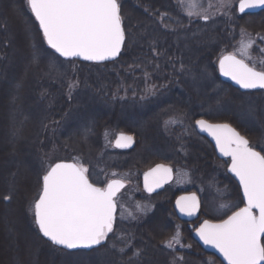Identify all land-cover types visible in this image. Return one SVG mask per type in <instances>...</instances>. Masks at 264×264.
Wrapping results in <instances>:
<instances>
[{"label": "rangeland", "instance_id": "1", "mask_svg": "<svg viewBox=\"0 0 264 264\" xmlns=\"http://www.w3.org/2000/svg\"><path fill=\"white\" fill-rule=\"evenodd\" d=\"M120 1L123 0H118L119 3ZM177 1L178 8H181L186 15L185 8L180 7L179 0ZM203 2L205 8L209 3L214 6L217 4V0H203ZM133 3L134 0L129 6H125L126 16L135 17V14H139L140 11L136 7L134 8ZM238 3L239 0H232L231 8L219 11L216 7L208 8V14L210 19L214 18L216 22L220 16L228 22L234 21L230 25L238 27L239 31L237 37L231 40L233 45L231 53L245 59V62L251 66L254 64L257 70H264V64L260 63L261 60H264V52L260 51L264 49V40L259 39L260 36H264V16L253 18L257 23L250 19L240 22L234 18ZM23 9L27 13H31L26 0H0V50H6L5 55L0 53V156L5 154L8 146L14 148V152L9 154V163L4 164L0 160V171L14 167V163L17 162L18 164L15 165L17 183L26 185L28 182V194L31 193L34 184H39V186L35 196L27 201L26 209H23V212L20 211V220H15L14 208L3 211L0 219V233L8 243L6 251H11L12 257L5 258L0 246V258H3L4 262L6 259L5 264H191V261L198 264L195 262L197 260L203 263L204 255H199L198 252V250L202 252L203 250L193 237L196 229L205 220L218 223L220 220L226 219L233 211L243 207L244 203L241 188L227 174L230 161L225 162V160L216 157L214 146L206 138L194 136L196 133L195 121L204 119L213 124H229L250 142L251 147L264 155V151H262L264 149V99H259V97L237 99L230 95L228 90L222 93L214 83L215 77L209 73L207 63L200 64L204 57L200 60L196 52L197 49H193L190 43L185 40L181 41L177 37L170 41L165 37H160L157 41L161 46H165L166 43H177L175 44L176 52L182 56L180 58L182 66L190 67L186 74H181L178 77H180L183 86L194 92L193 95L187 92L183 94L184 98L182 99L189 110L188 115L190 114L191 119L192 116L199 118L192 119L194 120L192 123L187 114L181 115L180 113L177 120L171 119L169 120L172 121L171 123H166L169 122L166 118L171 114L170 111L176 110L177 105L171 102L173 95L167 92L164 94L161 88L160 91L154 89L155 95L157 90L159 92L157 98L154 97V94L144 92L142 97L147 98V101L152 100L151 103L145 105H123L126 103L127 96L123 97L125 101H119L114 97L113 100L103 101L106 98L100 95H104L103 93L106 92H103L100 86L102 83H109L108 77H104L105 79H102L100 84L101 77L98 75H102L84 73L79 67L78 60L64 61L59 58L65 62L60 63L46 55H38L34 60L33 53L42 50L35 28L24 15ZM190 19L207 22L195 15ZM242 30L255 39V44L250 49V60L242 56L239 51ZM139 31L141 41L145 44L156 37V35L153 37L154 30L151 32L146 25ZM197 35L199 34H196L195 37ZM127 41H133L130 44L131 48L138 44V41L132 40V37L131 39L127 37ZM2 45L5 47L2 48ZM47 48L51 50L48 46ZM124 51L125 49L123 53ZM135 60L138 61L136 58ZM146 65L145 75L142 76L148 82L146 86L150 87L153 86L154 77L148 72L153 67L150 66L149 61H146ZM180 69L182 68L178 67V70ZM137 70L143 71L142 68ZM84 75L92 79L88 85L81 80ZM167 78L170 79V77ZM79 81L82 84H79ZM81 88L82 90L78 92ZM119 89L122 91L125 88L122 86ZM107 91L110 92V88ZM166 102H169L168 109L162 108ZM148 129L152 132L149 133L151 138L145 142L143 138L145 139L148 134ZM120 133L131 135L136 139L137 145L132 152L138 149L143 152L131 159H121L114 146ZM248 134H251L253 140H250ZM172 135L176 142L181 143V141L187 140L188 143L179 145L183 146L181 149L173 150L171 142L166 140L170 137L173 138ZM39 139H41L40 144H48L50 155L48 154L47 158L44 157L42 163L39 162V166H37V164L33 165L32 161L33 152H35V146L39 143ZM96 141L99 142V150L102 153L99 156L96 153L93 155L89 150V146H96ZM63 143L76 148V153L80 158L75 160H79L85 167L87 164L91 166L93 172L89 177L91 182L98 186H104L110 180H121L127 183V189L117 199L119 211L116 228L118 227V230L121 228L120 235L115 238L117 242L113 241L109 246L98 251L61 253L52 247H47V244L44 245L38 239L39 232L30 212V205L38 198L36 194L42 187V179H38V171L42 169L44 174L47 167L55 163L54 160L58 158L57 151L59 146H64ZM150 144L152 148H150ZM191 144H194V148L198 149L197 153L204 158L203 161H206L207 171H204V174L194 171L192 168L189 169L183 164L184 160L193 157L196 152L194 149L193 151L185 149L188 147L187 145ZM255 145L260 148H256ZM51 146L54 147L49 149ZM87 148H89L88 151ZM37 149L36 155L40 156V147L36 148V151ZM211 150L215 153L213 154ZM76 153H74L75 156ZM167 158L178 159V162L182 164L180 168L176 169L175 182L170 193L162 198L156 197L157 195L146 197L140 188L141 177L145 171L157 164H166L164 160ZM69 159L73 161L59 162L71 163L75 161L72 157ZM95 159L98 160L97 166L94 165ZM102 160L104 163H100ZM133 166H136V169L132 168ZM144 166L147 169L139 173L138 168L142 169ZM8 175L12 177L9 172ZM37 180L41 183H37ZM8 187L10 188V180ZM190 191H195V194L201 198L202 205L199 218L190 222L189 226H184L186 224L179 220L173 205L162 210L164 211V220L162 217L156 216L161 213V210L158 209L159 205L164 204L163 201L170 203L172 195L177 192ZM138 204L147 207L145 210L139 211L136 208ZM221 205L227 207H221ZM151 216L156 217L147 223ZM145 221L147 225L144 226L142 236L145 238L146 245L133 242L131 236L125 238V235H121L125 233L123 229L142 225ZM157 222L162 224L158 225L160 236L155 240L150 231L156 228L154 224ZM138 228L141 227L138 226ZM177 230L180 232L183 247L180 245H176L174 249L165 247V241L170 239ZM157 241H159V245ZM155 244L159 247L157 248ZM162 244L164 245L161 247ZM138 250L143 251L140 257L136 255L138 258H135L132 252ZM211 256L217 258L214 255ZM186 257L189 258L188 262L187 259L185 260ZM217 260L223 264L218 258ZM206 261L209 262L208 264L215 262L213 258H206ZM219 263L215 262V264Z\"/></svg>", "mask_w": 264, "mask_h": 264}, {"label": "snow or ice", "instance_id": "2", "mask_svg": "<svg viewBox=\"0 0 264 264\" xmlns=\"http://www.w3.org/2000/svg\"><path fill=\"white\" fill-rule=\"evenodd\" d=\"M26 3L38 22L43 41L60 57L102 62L120 55L126 34L118 0H26ZM179 6L185 8L189 18L195 15L207 21L208 8L229 9L232 0H217L215 6L209 3L207 8L203 0H179ZM262 6L264 0H239L238 11L244 13L246 9ZM259 39L264 40V36ZM254 44L255 39L242 30L241 55L250 60ZM38 55L47 53L34 52V60ZM260 63L264 64V60ZM219 72L243 89H264V70H257L254 64L250 66L234 54L219 58ZM147 92L154 94V89ZM195 124L215 139L223 156L230 157L228 170L239 180L244 203L218 223L203 221L196 232L204 244L222 254L227 264H264V155L228 124H210L204 119L196 120ZM132 143L133 137L124 133L116 141L118 147H130ZM88 172L83 163L75 160L53 163L42 175V187L30 205V212L39 232L53 245L67 250L91 249L114 232L117 193L123 182L110 180L98 186L90 181ZM171 176L172 168L157 164L144 174V188L152 193ZM12 193L10 186L3 199L10 201ZM146 207L136 205L139 211ZM176 207L191 216L200 204L192 194L177 199ZM176 245L183 247L179 230L165 241L169 249Z\"/></svg>", "mask_w": 264, "mask_h": 264}, {"label": "trees", "instance_id": "3", "mask_svg": "<svg viewBox=\"0 0 264 264\" xmlns=\"http://www.w3.org/2000/svg\"><path fill=\"white\" fill-rule=\"evenodd\" d=\"M132 2L133 0H123L122 2L120 1L121 15L124 18V27L126 31V36L130 37V39L132 37V40L134 41L137 40L138 44L134 45V47L131 48L132 45L130 44H132L133 41H129V42L127 41L128 43L126 42L125 51L122 57L120 58L119 61L115 63H108L104 65L79 63V67L84 73L101 74L102 76L98 75V77H101L100 82H99L100 84L102 83V79H105L104 77H108L107 79L110 80L108 84L107 82H105V83H102V85L100 86L101 90L103 92H106V93H103L104 95H100V96H105L104 98H106V100H103V101L113 100V97L114 99H117L119 101L120 100L125 101L123 97L127 96L128 98L125 101L126 103L123 105H130V104L145 105L147 103H151L152 100L147 101V98L142 99L141 97L144 94V92L147 91V89H158L160 91V88H161L164 94H166L167 92L173 95L171 102L177 105V109L172 110V112L170 111L171 114L166 119L168 121L171 119L177 120V118L180 117L178 116L180 113L181 115H186V114L188 115L189 110L186 107V104H184V101L182 99L184 98L183 94H186L187 92L188 94L193 95L194 92L191 91L189 88L183 86L180 82L181 81L180 77L178 76H180L181 74H186L187 69L190 67L182 66V63L180 60L182 56H180V54L176 52L175 44L177 43L175 42H174L175 44L166 43L165 46H161L160 44H158V41H157L160 37H165L169 41L172 39L175 40V37H177L181 41L185 40L188 43H190L193 49L195 50L197 49L196 52H197V55L200 57V60L202 57H204L200 64L202 65L204 63H207V69L209 73H212L214 75L215 77L214 83L219 88V90H221L222 93L228 90L230 95H233L237 99L242 98V97H250V98L259 97V99H262V98L264 99V91L253 92V93H242L238 89H235L231 84L223 82L219 77L218 69H217L219 58L223 56L224 54H231L233 50V45H232L231 40L234 37H237L238 35V31H239L237 29L238 27L236 26L233 27L234 25H230L234 23V21L228 22L226 19L221 18V16L217 18L218 20L217 22L215 21L214 18L207 20V22L198 21V19L192 20L188 16L184 15L181 8L180 9L178 8L177 0L176 1L175 0H134V3H133L134 8L136 7V9H138V11L140 12L139 14H135L136 15L135 17L126 16L125 6H129V4H131ZM23 12H24V15H26V18L32 22L35 28L37 37L40 42L39 46L41 50L44 53H47L46 56L50 57L52 60H56L57 62L59 61L60 63H65L64 61L59 59L53 51L47 48L46 43L43 41L42 33L39 30L38 24L36 23L35 19H33L31 13L29 12L27 13L25 9H23ZM261 16H264V13L260 16H243V17L238 16L237 12L234 14V18L240 22H244L246 19H250L254 23H257L256 21H254L253 18H258ZM144 25H146L148 29H150L151 32L152 30H154L153 37L156 35V37L148 44H145L143 41H141L142 38L139 35V32H140L139 30L143 29ZM132 32H133V36H132ZM196 34H199V35L195 37ZM2 44L4 43L2 42ZM4 47L5 46L2 45V48ZM5 51L6 50L2 49L0 50V53H3L5 55ZM135 58L138 61H136ZM146 61H149L151 63L150 66L153 67L152 70L148 72L150 75H153L154 77L153 86H150V87L146 86L148 82H146V78L142 76V75H145ZM178 67L182 69L178 70ZM140 68H142L143 71L141 70L140 72V70H137ZM77 77L79 79V75ZM167 77H170V79ZM89 78L84 75V78H81V80L83 83L88 85L89 82L92 81V79H89ZM82 82L79 81V84H82ZM122 86L125 89L121 91V89L119 88ZM108 88H110V92L107 91ZM81 90L82 88L79 89L78 92ZM158 90L156 92V95L154 94V97L159 96ZM153 100H156V99H153ZM168 107H169V102H166V104L162 106V108L164 109H168ZM171 115H173L174 117H172ZM188 117L192 121V123H194V120L192 119L199 118V117L193 118L192 116V119H191L190 114L188 115ZM184 120H186V117H184ZM175 129L177 130V128ZM149 133H152V132L148 129V134H146L145 139L143 138V141L147 142V140L151 138V135ZM194 136H196L197 138H200V136H198L196 133H194ZM172 137L173 138L170 137V138H167V139L164 138V139H166L168 142H171L172 147H174L173 150L178 149V148L181 149L183 146L181 147L179 145L188 143L187 140H183L181 141V143H178L174 140L175 137L173 135ZM248 137H250V140H253V137L251 136V134H248ZM40 140L41 139H39V143L35 146V152L32 151L33 161L35 162L34 163L32 161V164L33 165L37 164V166H39L38 164L39 162L40 164L42 163V160L44 157L47 158L48 154L50 155V151H48V144H42V143L40 144ZM194 144L187 145L188 147L185 148L186 150H189V151L190 150L193 151L194 149L196 152H194L193 157L191 158L188 157L186 160H184L183 164H185L186 167H189V169L192 168L194 171H199L201 174H204V171L205 172L207 171L206 161H203L204 158L201 157L199 153H197L198 149L194 148ZM63 145H64L63 147L59 146V150L57 151V155H56L58 158L54 160L55 163L59 161H70L71 160L69 159L70 157H72L74 160L80 158L78 153H76L77 150H75L76 148L74 146L66 145L65 143H63ZM95 145L96 146L94 145L89 146L90 149L87 148L86 150L88 151L89 149L92 151L93 155L96 153L99 156L102 154L101 151L99 150V142L96 141ZM54 146L49 147V149L53 148ZM38 147H40L39 149L40 156L36 155V152H38V149L36 151V148ZM255 147L257 148L258 146L255 145ZM42 148H45V150H42ZM150 148H152L151 144H150ZM211 151L213 152V154L215 153L213 150ZM11 152H14V148L13 146L12 147L8 146L5 154L0 156V160H2L1 163L5 164L7 162L8 163L10 162L9 154ZM142 152L143 150H139V149L135 152H132V151L131 152H118L117 151L121 159H131L133 156L138 155L139 153H142ZM74 153H76L77 155L75 156ZM197 154H199V156H197ZM97 161H98L97 159L94 160V165L96 166L98 163ZM100 163H104L103 160ZM164 163L172 166L174 169H178L182 165L181 163L178 162V159L172 160V159L167 158L166 160H164ZM14 164L17 165L18 163L15 162ZM15 165L12 168L8 167V169L6 168L0 171L1 172L0 174V219L3 215V211H5L6 209L14 208L15 213H16L15 220L18 221L20 220V217H21L20 211L23 212V209L24 210L26 209L27 201L31 197L35 196L36 189L39 186V184L37 185L34 184L31 193L28 194L27 190L29 187V183L27 182L26 185L17 183V178L15 175L17 168ZM87 168L89 169L88 173L90 177L92 176V173H93L91 170V166L87 164ZM132 168L136 169V166H133ZM138 169H139L138 172L142 173L147 168L144 166L142 169L140 168ZM8 172L12 177H9ZM42 175H43L42 169L41 170L39 169L38 179H41ZM9 180H10V186L13 188V193H12V199L9 202H6L3 199V197L9 192V187H8ZM231 180L233 181L232 178ZM39 182L41 183V181L37 180V183ZM37 193L38 194H36V196L38 197L40 192H37ZM177 195L171 196L170 198L171 202L169 200L170 203H167V202L165 203V201H163L164 204L159 205L160 207L158 209V210H161L160 211L161 213H158L156 216H160L164 220V216H163L164 211L162 210H164L165 208L168 209V207L170 208ZM162 196L163 194L160 195L159 197L162 198ZM156 216H153V217H156ZM153 217L152 216L149 217V221L147 223H149ZM143 223L144 224L142 225L131 226L128 229L127 228L123 229L125 233H122L121 235H125L126 236L125 238H128V237L130 238L131 236V239H133V242L146 245V242L144 241L145 238L142 236V232H143L144 226H146L147 223L146 221ZM161 224H162L161 222L155 223L154 225H156V228L150 231L151 236L154 237L155 240L159 239L158 237L160 236L159 234L160 229L158 225H161ZM150 225L153 226L152 224ZM138 226H140L141 228L139 229ZM184 226H187V225H184ZM146 229H149V228H146ZM120 231H121V228L119 230L118 228L116 229V232L113 235L114 237L112 238V240H110L112 243L113 241H116L115 238L120 235ZM128 231L130 232L128 233ZM188 232L190 233V230ZM154 235H158V236L155 237ZM38 239L44 245L47 244L48 245L47 247L54 248L53 246H50L40 236V234H38ZM111 242L109 244H111ZM157 243L159 245V241H157ZM163 245L164 244H162L161 247ZM0 246L2 247V253H4L5 258L12 257L11 256L12 252L6 251L8 243L5 241L2 233H0ZM155 246L157 247L156 244ZM54 250L59 251L61 253H66L56 248H54ZM142 251H139V250L133 251L132 255L134 254L133 256L135 258H138L136 257V255H139L140 257ZM198 252H199V255L200 254L204 255L203 261H202L203 263L198 262V260L194 258L195 260H197L195 262H197L198 264H208L209 262L206 261V258H209V259L213 258L215 262L219 263L217 258L213 256L210 257V255H207L204 252L199 251V250ZM186 259L188 262L189 258L186 257L185 260ZM215 262L212 264H215ZM5 263H6V259L4 262V259L0 258V264H5ZM191 264H194V261H191Z\"/></svg>", "mask_w": 264, "mask_h": 264}, {"label": "water", "instance_id": "4", "mask_svg": "<svg viewBox=\"0 0 264 264\" xmlns=\"http://www.w3.org/2000/svg\"><path fill=\"white\" fill-rule=\"evenodd\" d=\"M264 11V6H262V7H257V8H250V9H246L245 10V12L244 13H240L239 11H238V13L240 14V15H257V14H259V13H261V12H263ZM124 47V46H123ZM123 47H122V50H123ZM122 50H121V52H122ZM121 54V53H120ZM59 55V54H58ZM120 56V55H119ZM119 56H117L115 59H110V60H106V61H102V62H96V61H88V62H95V63H103V62H112V61H115L116 59H118L119 58ZM61 58H63V59H65V60H72V59H79V60H81V61H85V60H83L82 58H64V57H61ZM239 59V58H238ZM218 69H219V64H218ZM219 74H220V77L222 78V80H224V81H227V82H231L236 88H239L240 90H242V91H244V92H249V91H258V90H264V89H243V88H241L238 84H236V82L235 81H233L231 78H229V77H225V76H223L220 72H219ZM208 122V121H207ZM209 123V122H208ZM210 124H212V123H210ZM229 125V124H228ZM232 127V126H231ZM195 128H196V131H197V133L199 134V135H201V136H203L204 138H206L209 142H211V144L214 146V148H215V151H216V154H217V156H218V158L220 159V160H230V157H226V156H223L222 154H221V152L219 151V149L217 148V146H216V142H215V139L211 136V135H209V133L207 132V131H204V130H201L196 124H195ZM233 128V127H232ZM240 134V133H239ZM120 135V134H119ZM119 135H118V137H119ZM125 135H127V134H125ZM131 136V135H130ZM118 137H117V139H118ZM117 139H116V141H117ZM116 141H115V143H114V146H115V148L117 149V150H120V151H131V150H134L135 148H136V145H137V142H136V140L134 139V137H133V143H132V145L130 146V147H118L117 145H116ZM249 145H250V142H249ZM231 162V161H230ZM156 167V166H155ZM169 167V166H168ZM154 168V167H153ZM171 168V167H170ZM149 171V170H148ZM147 171V172H148ZM227 172H228V174L231 176V177H233L234 178V180L236 181V183L238 184V186L240 187V185H239V180H238V178L237 177H235V175L233 174V173H231L229 170H227ZM174 181V171L172 170V176H171V179H169L167 182H165V183H163L162 184V186L161 187H157V188H155V190L152 192V193H149L145 188H144V175H143V177H142V188H143V190L146 192V193H148V194H156V193H159V192H162V191H164L165 189H166V187L168 186V185H170L172 182ZM123 187L119 190V192L117 193V195L126 187V184L125 183H123ZM241 188V187H240ZM241 192H242V188H241ZM189 195H192V194H186V195H182V196H189ZM242 195H243V193H242ZM181 197V196H180ZM180 197H178L177 199H179ZM197 198H198V200H199V204H200V207H199V209L195 212V214L194 215H191V216H189V215H186V214H184V213H181L180 211H179V209L176 207V201H175V203H174V209H175V211H176V213H177V216H178V218L180 219V220H182V221H186V222H192V221H195V220H197L198 219V217H199V214H200V211H201V201H200V198L198 197V196H196ZM176 199V200H177ZM116 214H117V212H116ZM116 220V219H115ZM115 223V222H114ZM43 236V235H42ZM194 240L200 245V247L206 252V253H208V254H212V255H214V256H216L223 264H227V262L224 260V258H223V256H222V254L216 249V248H214V247H212V246H210V245H206V244H204V242L200 239V237H199V235L197 234V232H195L194 233ZM45 240H47L48 242H50L51 243V241H49L46 237H43ZM52 244V243H51ZM54 246H56L57 248H59V249H63L62 248V246H57V245H54ZM97 247H99V245L98 246H94L93 248H91V249H73V250H67V249H63V250H66V251H68V252H77V251H87V252H89V251H91V250H93L94 248H97Z\"/></svg>", "mask_w": 264, "mask_h": 264}]
</instances>
